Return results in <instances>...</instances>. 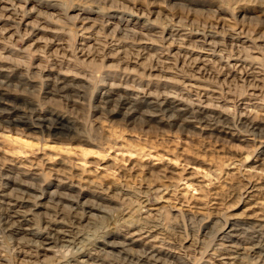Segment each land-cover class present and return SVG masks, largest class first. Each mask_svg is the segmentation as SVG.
<instances>
[{
	"label": "rangeland",
	"instance_id": "rangeland-1",
	"mask_svg": "<svg viewBox=\"0 0 264 264\" xmlns=\"http://www.w3.org/2000/svg\"><path fill=\"white\" fill-rule=\"evenodd\" d=\"M12 1L17 6L13 22L3 21L0 10V69L6 71L0 81L13 84L7 89L8 103L24 109L54 111L71 119L75 126L57 136L28 130L25 125L11 133L0 128V157L25 166L44 162L41 160L46 157L62 158L71 166L72 177L81 179V188H88L86 199L96 200L88 181L115 186V193L127 190L128 196L124 200L118 192L115 203L109 204L115 213V229L104 227L111 224L102 221L101 229L95 230L96 223L90 220L92 228L86 230L88 220L82 222L80 215L66 213L83 241L73 251L57 245L52 251H38L36 258H24L14 250L15 239L4 237V264H76L87 259L79 255L81 251L93 259L89 262L107 264L108 260L102 262L91 255L110 240L107 232L116 234L115 243L122 242V236L147 212L156 214L155 223L164 230L174 250L203 257L204 261L210 259V252L203 251L210 235L226 224L244 221L264 226V0ZM114 14L115 19L110 20ZM83 25L92 26L89 34L83 33ZM117 27L133 29L137 35L126 36L115 30L112 40L107 35ZM171 31L192 37L195 32L214 31L227 48L225 58L243 61L239 70L247 71L251 64L259 68V81L247 84L243 83V74L240 78L224 73L218 57L212 63L216 73L211 76V84L225 97L219 106L226 115L219 116L222 124H217L221 125L219 130L225 127L227 134L186 123L189 121L152 119L146 106L131 118L123 115L125 108L112 113V106L120 103L126 93L118 87L123 84L120 78L134 71L150 80L146 66L152 63L144 59L140 46L136 49L141 55L130 58V44L141 38L140 34L156 40ZM117 40L126 42L122 45L126 59L120 57ZM137 60L142 67L132 63ZM152 74L183 80L172 73ZM60 81L69 89V101L46 94ZM109 85L115 86L111 90L113 103L104 106L101 94ZM253 85L256 88L250 87ZM251 89L257 94L259 106L244 117L241 104L253 99L248 95ZM160 92L163 91L153 88L148 93ZM103 163L111 165L110 170H99ZM50 167L43 165L41 169L45 180L51 177L46 169ZM249 181L259 187L253 197L245 194ZM1 218L0 212V222ZM115 264L138 263L125 261L115 250Z\"/></svg>",
	"mask_w": 264,
	"mask_h": 264
},
{
	"label": "bare ground",
	"instance_id": "bare-ground-1",
	"mask_svg": "<svg viewBox=\"0 0 264 264\" xmlns=\"http://www.w3.org/2000/svg\"><path fill=\"white\" fill-rule=\"evenodd\" d=\"M0 2V10L4 13L3 21L13 22L17 6L12 0H0ZM114 16L115 14L111 16L110 20H114ZM107 25L111 26L112 24L107 23ZM91 29L92 26L83 25L81 30L84 34H89ZM103 30L105 31L104 28ZM115 30L126 36L137 35L132 31L133 29L117 27L107 35L112 40H115ZM176 33L177 31H171L167 37H159L156 40L148 39L147 36L140 34L142 37L138 40L135 39L134 43L130 44L131 46L128 47L132 50V53L128 54L130 58L134 60L141 55L140 49H136L140 46L142 54L146 56L144 59H148L152 63L151 66H146L150 72L147 78L150 80H145L134 71L128 72L126 77L120 78L123 80V84L118 87L126 93L120 103L112 106L114 107L112 113L115 114L125 108L126 114L124 112L123 115L130 117L139 112L141 107L146 106L149 110H155L150 114L151 111L147 109L148 116L152 119L158 117L161 121L166 119L173 123L174 121L182 123L189 121L186 123L199 124L208 131H221L227 134L226 128L222 127L219 130L221 125L217 124L221 123L220 117L226 115L219 106L224 103L225 97L219 89H215L211 84V76L216 73L212 63L218 57L220 64L224 65V73L231 77L240 75V78L243 74V83L247 84L259 81V68L251 64L247 71L239 70L243 66L241 63L243 61L239 58H228V60L225 58L227 48L217 40L214 31L195 32L193 37L189 34ZM117 42L116 46L119 49L120 57L123 55V58L126 59L127 53L122 47L126 42L124 40H117ZM112 44L115 47V41ZM132 63L142 67L139 61ZM188 71L191 74L186 75L185 73ZM5 72L0 69V75L5 76ZM152 72L172 73L183 80L181 82L173 81L167 77L155 76ZM12 85L10 81H0V106L6 105V107H0V128L4 132H14L23 125L28 130L38 129L40 133L50 132L55 136L64 130H74L75 123L71 119L54 111L24 109L23 106L11 102L10 105L7 100L10 93L7 89ZM250 87L256 88L254 85ZM113 88L115 89V86L109 85V89L101 94V103L104 106L112 105L114 93L111 90ZM153 88L163 92L148 93ZM68 90L67 86H64V82L60 81L55 89H50L46 94L69 101ZM253 90L251 89V93L248 94L250 98H253L249 100L250 103L241 104V110L245 112L242 114L244 117L250 116L259 106L256 101L257 94ZM185 96L187 99H184ZM114 101L119 100L115 99ZM36 113L40 114L34 119L33 116ZM184 116L188 117L182 120ZM46 158L41 160L44 162L39 161L38 164L25 166L14 161L13 163L11 160L6 162L0 157V212L2 213L0 264L6 262V253L2 244L4 237L11 238L12 241L15 239L14 250L24 258H36L34 255L38 254V251H52L53 246L57 245L68 252L73 251L79 244L82 245L83 241L80 240V235L76 234V225L67 220L66 213L80 215L82 222L88 220L86 230L92 228L89 224L90 220L96 223L93 226L95 230L101 229L102 221L112 225L104 227L114 226L113 229H115V213L109 204L115 203V195L118 192L125 200L124 196H128L125 195L127 190L115 193V186L109 187L104 186L101 182L88 181L90 189H93L91 193L96 197L95 201H90L85 198L88 188L83 187L82 189L81 179L78 181L72 177L71 166L66 160ZM43 165L51 166L46 168L51 176L48 180L44 179L45 173L41 170ZM57 165H60V168ZM110 167L111 165L103 163L99 170H110ZM111 172L113 173V170ZM162 172L164 171L162 170ZM164 174L167 173L164 172ZM102 177L100 176V178ZM258 188L255 182L249 181L245 194L247 197H253L255 196L253 194L259 191ZM77 190L78 195L72 194ZM137 195L139 194L137 193ZM155 215L147 212L138 218L133 224V229L122 236V242L115 243L116 234L113 231L107 232L106 237H109L110 240L104 242L102 247L96 248L95 253L91 254L92 257L100 258L102 262L108 260L107 264H115L116 250L125 261L138 264H264L263 225L249 224L244 221L243 224L239 221L226 224L224 229L213 236L210 235L209 242L205 244L203 250L204 253L210 252V259L204 261L203 257L200 259L186 252L180 253L174 250L164 230L156 225ZM80 253L79 255H84L87 259L78 260L76 264H93L89 262L93 260L89 254H82L83 251ZM100 256L105 259H101Z\"/></svg>",
	"mask_w": 264,
	"mask_h": 264
}]
</instances>
